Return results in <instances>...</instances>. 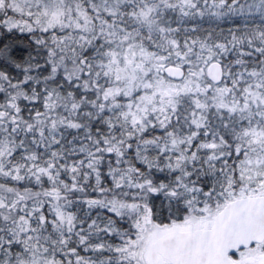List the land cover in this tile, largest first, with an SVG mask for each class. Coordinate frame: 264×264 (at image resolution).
Returning <instances> with one entry per match:
<instances>
[{"label":"snow or ice","instance_id":"obj_1","mask_svg":"<svg viewBox=\"0 0 264 264\" xmlns=\"http://www.w3.org/2000/svg\"><path fill=\"white\" fill-rule=\"evenodd\" d=\"M0 264H264V0H0Z\"/></svg>","mask_w":264,"mask_h":264}]
</instances>
